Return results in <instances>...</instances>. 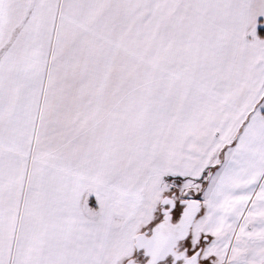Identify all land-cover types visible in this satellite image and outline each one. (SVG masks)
<instances>
[{
  "label": "snow or ice",
  "instance_id": "obj_1",
  "mask_svg": "<svg viewBox=\"0 0 264 264\" xmlns=\"http://www.w3.org/2000/svg\"><path fill=\"white\" fill-rule=\"evenodd\" d=\"M0 264H264V0H0Z\"/></svg>",
  "mask_w": 264,
  "mask_h": 264
}]
</instances>
